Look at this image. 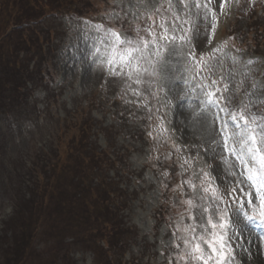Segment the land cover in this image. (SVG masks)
<instances>
[{"label": "rangeland", "instance_id": "obj_1", "mask_svg": "<svg viewBox=\"0 0 264 264\" xmlns=\"http://www.w3.org/2000/svg\"><path fill=\"white\" fill-rule=\"evenodd\" d=\"M8 1V7L11 8L14 0ZM48 1L62 4V10L58 9L60 6L54 9L44 8L48 13L36 19L47 26L46 31L54 28L55 33L51 34L47 47L50 52L42 53L39 60L36 82L27 83V90H24L29 94L28 103L17 105L16 92L11 88L7 90L6 86L9 84L15 87L14 82L20 75L18 71L30 59L31 69L36 58L32 59L30 53L23 57L25 60L12 61L13 65L8 66L0 61V104H3L0 108V232L14 211L21 218L27 212V204L30 202L38 209L42 220L33 232L25 264H129L137 258L141 261L148 259L149 264H168V257L174 256L170 247L173 229L168 222L174 223L177 214L184 209L181 201L185 196L173 192L181 183L179 164L183 157L195 158L199 151L200 159L195 160L187 176L202 167L208 170L206 165H212L215 186L229 201L230 219L232 210L239 203L247 205L254 189L245 187V191L249 192L245 196L236 187L235 177L227 174V166L219 158L213 160L205 155L204 132L196 115L199 111L196 102L198 98L195 94L185 95L188 89L183 80L188 78V73L184 71L183 59L178 61L173 57L167 67H157V83H163L159 77H167L171 82L164 91L159 92L161 103H165V92L166 99L171 101L161 109L168 138L167 142L161 140L157 143L147 133L151 130L150 125L156 123V109L161 104L151 99L153 119L149 121L147 109H137L121 100L123 81L109 77L104 70L91 65L84 56L83 50L92 43L90 39H85V21L116 29L122 27L127 35L134 37L133 29L146 23L144 18L138 17L151 12L162 0H144L143 3H139V0ZM220 2L221 0H213L212 3L218 20L223 22L216 29L218 40H215L216 31L213 33L210 25L205 28L201 15L200 34L193 40L197 55L210 48L209 37L219 43L228 42L230 35L228 45L232 52L245 59L257 61L252 78L264 84V1L255 0L254 4L251 0L226 2L228 15L221 14ZM73 10L78 11L80 16L77 17ZM133 12L136 13L135 16ZM107 15H111V21L106 19ZM192 20L195 22L196 17L193 16ZM15 35L11 37V41H2L0 50L4 49L7 55L13 50ZM88 35L92 36L93 33ZM230 69L234 70V66L226 64L225 70ZM252 78L244 82L241 97L245 91L252 90ZM236 79L240 80L242 77L237 76ZM229 87L234 92L236 84L232 83ZM144 88L149 97L151 91L157 90L156 85L150 90L147 85ZM234 95L238 102L240 99L235 92ZM250 110L264 113V102L257 101ZM130 113H135V116ZM219 126L217 122V129ZM80 135L88 138L93 150L106 149L112 158L117 156L126 170L124 174L110 170L107 175L109 178L114 174L121 176L118 187L125 190L122 193L127 198L125 205H121L118 200L119 204L114 206L112 194L107 201L112 210L111 215L116 213L121 222V236L114 234L108 242L106 239L100 241V236H95L94 239L88 236L92 221L85 231L82 226L75 231L66 227L70 221L67 212H72L73 215L75 211H79L84 200L91 204H96L97 201L93 215L97 214L104 220V215L108 217L102 211L104 196L101 190L92 199H73L78 191L77 180L71 178L74 173L68 167L60 170V166L66 164L63 160L64 152L78 142ZM173 144L183 151H176ZM76 151L81 152V148L76 146ZM170 152L172 159H163ZM157 154L161 156L159 162L150 159ZM224 155L229 156L228 153ZM58 157L60 162L56 165L55 159ZM229 159L235 158L229 156ZM165 170L169 172L167 190L160 183L161 173ZM102 172H105L104 169ZM95 174L99 172L96 171ZM44 177L47 178L43 179ZM51 178L53 180L50 184H44L46 179ZM193 179L199 185V180L195 177ZM232 189H235V200L228 195ZM185 191L186 196L193 195L187 186ZM48 194L50 196L46 204L43 198L48 197ZM61 200H64V207L69 206L63 213L58 207ZM245 210L252 214L250 208L245 207ZM52 217H56L54 222L51 221ZM170 217L173 218L172 222ZM72 220L73 218L71 222ZM185 222L192 223L187 219ZM125 236L127 238L122 242ZM120 237L121 245L117 243ZM230 243L235 253L234 264H264V234L247 227ZM163 244H169V247L165 248ZM241 244L247 251H240L238 245Z\"/></svg>", "mask_w": 264, "mask_h": 264}, {"label": "snow or ice", "instance_id": "obj_2", "mask_svg": "<svg viewBox=\"0 0 264 264\" xmlns=\"http://www.w3.org/2000/svg\"><path fill=\"white\" fill-rule=\"evenodd\" d=\"M143 2L139 0V3ZM226 2L231 3L232 0H221L223 15L229 14ZM254 2L251 0L252 4ZM212 3L213 0L203 3L201 0H162L151 12L138 17L144 18L146 23L133 29L134 37L127 35L122 27L116 29L100 23L84 22L85 39L92 41L90 47L83 50L84 56L91 65L104 70L109 77L123 81L121 100L137 109H147L149 121L153 119L151 99L161 104L156 109V123L150 125L151 130L147 133L157 143L161 140L167 142L168 129L161 109L171 103L166 99L167 92L165 103L160 101L159 92L164 91L171 82L167 77H159L163 83H157V67H167L173 57L178 61L183 59L184 71L188 73V78L183 80L188 89L185 95L195 94L198 98L199 111L196 115L204 132L205 155L213 160L219 158L227 166V174L235 177L236 187L245 196L249 195L245 187L254 189L247 205L239 203L232 210L230 219L229 201L215 186L212 165H206L208 170L202 167L187 176L195 160L200 159L199 151L195 158L183 157L179 164L181 183L173 192L185 196L181 201L184 209L177 214L174 223L169 224L173 229L170 247L174 256L168 257V264H234L235 253L230 242L247 227H264V113L250 110L257 101L264 102V84L252 78L257 61L235 55L227 41L216 43L209 37L210 48L197 55L193 40L200 34L201 15L206 29L210 25L215 33L218 27V16ZM193 16L196 17L195 22ZM111 18V15L106 16L109 21ZM89 33L93 35L89 36ZM236 51L239 52V49ZM228 63L234 66V70H225ZM237 76L242 79L237 80ZM249 78L253 79L252 90L245 91L240 102L236 103L234 92H241ZM232 83L236 84L234 92L229 87ZM145 85L149 90L156 85L157 90L151 91L149 97L145 94ZM130 115L135 116V113ZM172 147L178 152L183 151L175 144ZM224 153L235 159L230 160ZM150 159L159 162L161 156L157 154ZM163 159H172V153ZM161 176V186L167 190L169 172L165 170ZM193 177L199 180V185ZM185 186L192 190L191 197L186 196ZM234 192L235 189H232L228 195L235 200ZM245 207L251 209V215ZM257 212L261 219L259 225ZM185 219L192 223H186ZM169 220L172 222L173 218ZM162 246L168 248L169 244ZM238 246L241 252L247 251L242 244Z\"/></svg>", "mask_w": 264, "mask_h": 264}, {"label": "trees", "instance_id": "obj_3", "mask_svg": "<svg viewBox=\"0 0 264 264\" xmlns=\"http://www.w3.org/2000/svg\"><path fill=\"white\" fill-rule=\"evenodd\" d=\"M16 1L17 0H14L11 4V8H9L10 2L8 0H0V44L6 39L11 41V37L16 34L14 36L15 41L13 50H11L8 55L4 49L0 50V61H3L5 66H8L13 65L12 61L18 62L30 53H32V59L37 57L35 62L36 65L32 69L29 68L30 59L28 63L18 71L20 75L14 82L15 87L9 84L6 86L7 90L11 88L16 92V104L22 105L23 103H27V94L24 91L26 89V82L29 80L33 83L36 82V75L39 72L40 65L39 60L43 55L42 53H45L47 49L44 43L48 40L50 35V30L46 31L47 26L41 21L34 24L29 23L31 20H36L48 13L44 8L54 9L56 6L62 8V4L58 5L56 2H50L48 0H46V2L43 0H18L17 3ZM48 5L50 7H46ZM64 8L68 9L66 7ZM73 12L76 13V11ZM23 24L24 26L20 28L19 26ZM2 45L3 43L0 47ZM5 56L6 58H1ZM9 59H11V61ZM1 105L3 104H0V108L2 107ZM76 146L81 148V152L77 153ZM87 146V137L80 135V137H78V142L73 143V145L67 149L66 153L64 152L65 158L63 160L66 161V164L62 165V167L60 166V170L63 171L65 167H68L74 173L71 178L77 180L76 186L78 191L76 194L78 193L79 195H76V197L74 196L73 199L80 200L86 197H89L87 199H92L93 195L98 194L99 190H101L104 196L102 211L103 214H108V217L104 215L106 219L104 220L97 214L93 215V213L96 212L97 201L96 204H91L84 200V204H81L79 211H75L73 215L72 212H67L70 221L68 222L69 224H66V227L75 231L79 226H82L83 231H85L90 226L89 222L92 221V227L88 232L92 234L91 237L100 236V239H106L108 241L114 234L121 236L119 232L121 227L118 225L119 220L117 219V214L114 213L111 215V207L107 204L108 199L111 197L110 195L114 193L112 186L116 183L107 180L102 170L108 171L110 168L117 169L119 166L115 165V159H112L104 150L95 151ZM58 159L59 157L55 159L57 162L56 165L60 162ZM96 171H98L99 174H95ZM94 179H96V181H94ZM52 180V178L46 179L44 184H50ZM119 190L121 191V189ZM47 196L48 197L43 198V202H46V204L48 203L50 194ZM64 204V200L59 201L58 207L61 213L66 212L69 208V206L64 207ZM27 207V212L23 213L21 218H18L19 213L14 211L13 215L5 223V226L2 227L0 232V264H25L28 260V247L31 243L33 232L37 227L36 225L40 224L42 217L38 209H35L32 203L29 202ZM15 216L17 217L15 218ZM71 217L73 218L72 222ZM55 218L56 217H52L51 221L54 222ZM117 243L121 245L119 240ZM132 264L138 263L134 261Z\"/></svg>", "mask_w": 264, "mask_h": 264}]
</instances>
